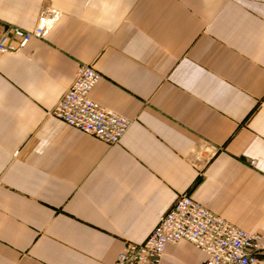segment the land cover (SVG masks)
I'll return each instance as SVG.
<instances>
[{
    "label": "crops",
    "instance_id": "obj_1",
    "mask_svg": "<svg viewBox=\"0 0 264 264\" xmlns=\"http://www.w3.org/2000/svg\"><path fill=\"white\" fill-rule=\"evenodd\" d=\"M44 12L0 55V264H114L183 194L264 236V0H0V35ZM79 65L131 121L116 145L49 115Z\"/></svg>",
    "mask_w": 264,
    "mask_h": 264
},
{
    "label": "built area",
    "instance_id": "obj_2",
    "mask_svg": "<svg viewBox=\"0 0 264 264\" xmlns=\"http://www.w3.org/2000/svg\"><path fill=\"white\" fill-rule=\"evenodd\" d=\"M42 25L32 31L9 27L0 35V55L15 53L44 36ZM91 65H79L74 79L49 115L62 124L108 145H116L131 121L89 98L101 79ZM185 240L206 255L204 264H258L264 261V236L247 233L215 216L186 195H180L143 243H126L114 264H159L167 245Z\"/></svg>",
    "mask_w": 264,
    "mask_h": 264
}]
</instances>
